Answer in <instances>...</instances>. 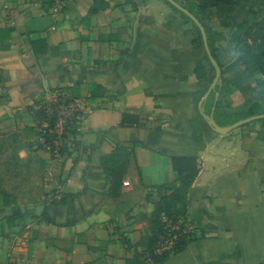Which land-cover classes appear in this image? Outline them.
I'll use <instances>...</instances> for the list:
<instances>
[{"label": "crops", "instance_id": "0c3cea01", "mask_svg": "<svg viewBox=\"0 0 264 264\" xmlns=\"http://www.w3.org/2000/svg\"><path fill=\"white\" fill-rule=\"evenodd\" d=\"M240 6L209 21L191 9L222 68L203 105L221 127L260 99L229 35L264 0ZM192 23L166 0H0V152L17 146L25 170L0 187V264H157L141 241L181 158L197 161L189 215L203 238L161 264H264V122L209 127L200 105L215 73L202 62L197 77ZM61 94L81 120L38 145L36 106ZM115 152L119 186L103 165Z\"/></svg>", "mask_w": 264, "mask_h": 264}, {"label": "trees", "instance_id": "16d2710c", "mask_svg": "<svg viewBox=\"0 0 264 264\" xmlns=\"http://www.w3.org/2000/svg\"><path fill=\"white\" fill-rule=\"evenodd\" d=\"M175 1L195 15V13H193L191 9L186 7L184 3L179 2L178 0ZM187 1L192 2L193 7L197 9L199 13H203L207 21L211 19L230 18L233 15L237 14L241 7V0ZM169 5L171 4L169 3ZM172 7L175 10L179 11L174 6ZM186 18L189 22L192 23V21L188 17ZM206 20L200 22L204 26L208 36ZM193 28H196V30L198 31L199 38L201 39L202 46L204 48L202 36L198 28L194 24ZM229 38L231 42L236 44V56L240 64L244 67L245 76L248 79L255 80L258 86V92L261 93V96L259 100H254L245 104V107L248 108V112L246 114H244L243 112H239L236 116H234L231 123H222L221 125L224 127L230 126L232 124H235L236 122L250 117L260 116L264 114V6L252 9L247 12L245 14V17L239 23L237 30L230 31ZM208 41L212 55L218 62V57L216 56V51L214 49V45L212 43L213 41L210 36H208ZM193 43L198 47L197 38L193 40ZM202 62H207L206 64L211 67L213 73H215V70L210 63L208 56L206 62L198 61L196 70L197 77L199 79H206L207 71ZM262 122H264V120H262ZM117 150V152H119L122 149L119 148ZM116 162V152L111 157L103 160L105 171L111 177L113 186H119V184L123 181L122 173L117 168ZM172 166L173 169H175L179 174V185H176V183L174 182L169 185L156 187V190L159 193L170 192V194L161 196L159 201L155 203V209L150 218L151 236L141 241V244L146 246L150 257L157 264L164 263L170 258L179 255L187 248V246L191 242L201 241L203 238V233L194 228L192 232L182 236H178V239L175 241L174 245L169 251H164L161 254H158L157 252V250L159 249V245L163 241L162 239L167 238L171 230L170 227L176 226L178 222H182V229H189L190 226L194 227L193 220L189 215V196L193 183L199 174L197 161L192 158L174 159L172 160ZM124 167L125 164L122 166L123 170ZM262 184H264V180L262 181Z\"/></svg>", "mask_w": 264, "mask_h": 264}, {"label": "rangeland", "instance_id": "374dc122", "mask_svg": "<svg viewBox=\"0 0 264 264\" xmlns=\"http://www.w3.org/2000/svg\"><path fill=\"white\" fill-rule=\"evenodd\" d=\"M185 5V3H184ZM186 5L190 9H194L192 3L186 2ZM199 30V29H198ZM200 32V31H199ZM198 39L197 56L198 60L206 62L207 53L202 46L201 39L199 38L198 31L194 35ZM207 63V62H206ZM214 75V73H212ZM240 109L230 111L233 114L238 113ZM83 114V108L81 104L73 97L69 95L61 94L60 96L54 98L53 100H42L36 106L34 114V126L32 127L31 134L35 142L38 145H53L58 141L67 140L68 134L76 126ZM236 115H233V117ZM222 119V118H221ZM231 118L225 116L221 122L231 123ZM254 123V122H253ZM233 125V124H232ZM6 151L0 152V187H3L6 181H14L10 179L16 177L17 174L24 172V166L17 163L15 160V152L17 146L5 145ZM16 156H18L16 154ZM18 180H22L23 176H17ZM17 179V178H15Z\"/></svg>", "mask_w": 264, "mask_h": 264}, {"label": "water", "instance_id": "95a60500", "mask_svg": "<svg viewBox=\"0 0 264 264\" xmlns=\"http://www.w3.org/2000/svg\"><path fill=\"white\" fill-rule=\"evenodd\" d=\"M166 1L168 3H170L172 6H174L176 9H178L180 12H182L186 17H188L195 24V26L199 29L200 34L202 36L203 43H204L205 51L207 53V56L210 60L211 65L213 66V68L215 70V78H214L206 96L204 97V99L200 105L201 114H202L203 118L205 119V121L207 122V124L209 125V127L214 132H216L217 134L227 135L230 132H232L238 128H241L245 125H248V124L256 122V121L264 120V114H263L260 116H254V117L244 119V120L236 122L235 124L230 125V126L221 127L217 124L214 116L209 117L205 114L203 105L207 101L209 96L215 91L217 85L219 84L221 77H222V68H221L220 64L217 62V60H215V58L212 55L206 30H205L204 26L202 25V23L200 22V20L194 14H192L189 10H187L186 8L182 7L179 3H177L175 0H166ZM259 95L261 96V93H259ZM38 210H42V207H39Z\"/></svg>", "mask_w": 264, "mask_h": 264}, {"label": "built area", "instance_id": "2783aa9c", "mask_svg": "<svg viewBox=\"0 0 264 264\" xmlns=\"http://www.w3.org/2000/svg\"><path fill=\"white\" fill-rule=\"evenodd\" d=\"M170 229L171 230L167 238H163L162 243L159 245V249L157 250L158 254H161L164 251H169L174 245L175 241L178 239V236H182L192 232L194 227L190 226L189 229H182V222H178L176 226L170 227Z\"/></svg>", "mask_w": 264, "mask_h": 264}]
</instances>
